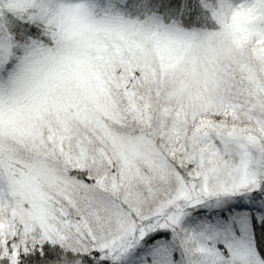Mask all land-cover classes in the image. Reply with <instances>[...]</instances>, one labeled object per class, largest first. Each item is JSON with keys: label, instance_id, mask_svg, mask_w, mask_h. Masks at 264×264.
Listing matches in <instances>:
<instances>
[{"label": "snow or ice", "instance_id": "snow-or-ice-1", "mask_svg": "<svg viewBox=\"0 0 264 264\" xmlns=\"http://www.w3.org/2000/svg\"><path fill=\"white\" fill-rule=\"evenodd\" d=\"M0 264H264V0H0Z\"/></svg>", "mask_w": 264, "mask_h": 264}]
</instances>
